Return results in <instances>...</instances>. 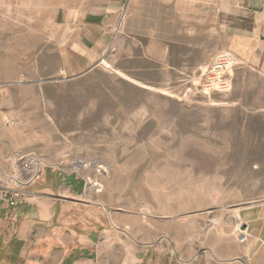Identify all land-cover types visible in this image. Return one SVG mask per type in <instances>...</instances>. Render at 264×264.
Segmentation results:
<instances>
[{"label": "crops", "instance_id": "0c3cea01", "mask_svg": "<svg viewBox=\"0 0 264 264\" xmlns=\"http://www.w3.org/2000/svg\"><path fill=\"white\" fill-rule=\"evenodd\" d=\"M141 1L0 0V161L15 154L7 122L19 126L26 79L95 70L118 51L111 44L124 10L133 19ZM144 2L149 69L184 74L229 49L264 76V0ZM62 166L46 167L16 207L0 200V264H264L262 204L155 226L150 209H114L80 168Z\"/></svg>", "mask_w": 264, "mask_h": 264}, {"label": "rangeland", "instance_id": "374dc122", "mask_svg": "<svg viewBox=\"0 0 264 264\" xmlns=\"http://www.w3.org/2000/svg\"><path fill=\"white\" fill-rule=\"evenodd\" d=\"M145 10L144 0L133 19L124 10L111 44L118 51L95 70L26 79L19 126L7 122L14 152L44 156L45 168H80L114 209H150L155 226L264 205V76L229 49L184 74L149 69ZM221 57L231 58L229 87L204 90Z\"/></svg>", "mask_w": 264, "mask_h": 264}, {"label": "built area", "instance_id": "2783aa9c", "mask_svg": "<svg viewBox=\"0 0 264 264\" xmlns=\"http://www.w3.org/2000/svg\"><path fill=\"white\" fill-rule=\"evenodd\" d=\"M228 62H231V58L228 61L221 57L207 78L200 83V87L204 90L228 88L229 81L223 78ZM46 165L48 162L44 156L33 153H15L5 162L0 161V199L5 200L10 207H16L27 200V189L42 177ZM238 239L245 241L246 234L239 233Z\"/></svg>", "mask_w": 264, "mask_h": 264}]
</instances>
